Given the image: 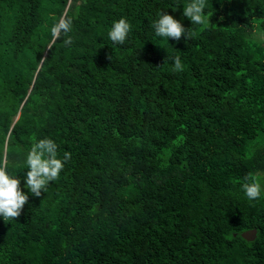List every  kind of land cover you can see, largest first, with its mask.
<instances>
[{
	"label": "trees",
	"instance_id": "obj_1",
	"mask_svg": "<svg viewBox=\"0 0 264 264\" xmlns=\"http://www.w3.org/2000/svg\"><path fill=\"white\" fill-rule=\"evenodd\" d=\"M189 2L0 0V164L29 197L0 217V264H264V191L241 188L264 189V0H206L203 26ZM162 10L189 38L155 34ZM44 138L71 159L34 197L25 161Z\"/></svg>",
	"mask_w": 264,
	"mask_h": 264
},
{
	"label": "clouds",
	"instance_id": "obj_2",
	"mask_svg": "<svg viewBox=\"0 0 264 264\" xmlns=\"http://www.w3.org/2000/svg\"><path fill=\"white\" fill-rule=\"evenodd\" d=\"M206 0H190L183 6V16L191 21L192 25H206L210 15L205 14ZM152 27L158 37L171 38L180 41L189 38L188 29L165 11L159 13V18L154 21ZM72 29L70 18L61 17L51 28V34L59 37L61 33L66 36L65 45L70 46L73 39L68 33ZM131 31V25L126 18L114 21L110 31L109 39L116 45H123ZM174 71H183L184 65L179 56L173 57ZM58 146L48 138L39 139L31 145L26 156L27 172L24 177V186L32 196L40 197L48 184L59 178L64 169L65 162L71 159V153L64 152L63 158L58 157ZM20 179L8 174L6 163L0 164V217L4 221L16 220L24 207L28 203L29 197L20 187ZM245 196L249 200L260 198L262 191L261 183L258 178L249 176L241 185Z\"/></svg>",
	"mask_w": 264,
	"mask_h": 264
},
{
	"label": "water",
	"instance_id": "obj_3",
	"mask_svg": "<svg viewBox=\"0 0 264 264\" xmlns=\"http://www.w3.org/2000/svg\"><path fill=\"white\" fill-rule=\"evenodd\" d=\"M255 231L254 229H250L248 231H244L241 233V236H243L245 239H251L254 235Z\"/></svg>",
	"mask_w": 264,
	"mask_h": 264
},
{
	"label": "rangeland",
	"instance_id": "obj_4",
	"mask_svg": "<svg viewBox=\"0 0 264 264\" xmlns=\"http://www.w3.org/2000/svg\"><path fill=\"white\" fill-rule=\"evenodd\" d=\"M245 34V33H244ZM248 37H252L253 35H258V32L257 31H253V32H251L250 34H246Z\"/></svg>",
	"mask_w": 264,
	"mask_h": 264
}]
</instances>
